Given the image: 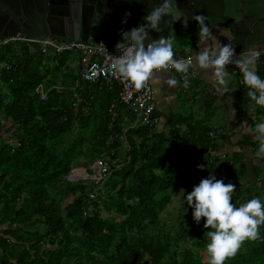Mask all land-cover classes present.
Here are the masks:
<instances>
[{
  "label": "trees",
  "instance_id": "obj_1",
  "mask_svg": "<svg viewBox=\"0 0 264 264\" xmlns=\"http://www.w3.org/2000/svg\"><path fill=\"white\" fill-rule=\"evenodd\" d=\"M31 50L20 43L0 49V264H207L210 229L193 219L186 200L193 187L214 175L236 186L237 207L264 202V157L254 137L232 143L206 121L177 113L165 118L166 131L143 121L136 127L119 86L82 81L67 53ZM260 63L264 79V57ZM6 122L10 137L1 133ZM223 142L240 149L234 159L227 160ZM109 158L112 172L98 186L68 180L75 165L91 169ZM176 195L186 213L171 229L163 215ZM226 264H264V226Z\"/></svg>",
  "mask_w": 264,
  "mask_h": 264
},
{
  "label": "clouds",
  "instance_id": "obj_2",
  "mask_svg": "<svg viewBox=\"0 0 264 264\" xmlns=\"http://www.w3.org/2000/svg\"><path fill=\"white\" fill-rule=\"evenodd\" d=\"M130 15L125 14L126 18ZM164 17H171L176 22L183 19L184 26L187 27L188 17L180 10L177 0H162L159 6L147 12L146 24L121 32L122 42L116 45V49H121L122 54L113 58L111 67L122 80L140 91L150 81L170 70L186 75L190 68L198 67L212 74L218 91L228 92V68L229 65H234L243 77L242 83L248 89L247 96L255 105L264 107V79L256 71L260 51L251 50L237 56L236 50L229 43H221L213 34L205 23L206 17L200 14L192 19L199 26L198 45L206 46L200 48L194 58L176 59L174 38L162 36L152 39L149 35L150 31H161L160 22ZM123 22L126 23L127 19ZM219 33L223 36L224 30L219 29ZM164 83L169 88H176L179 81L170 77L164 78ZM255 132V139L260 144L256 155L264 157V123L257 124ZM198 168L203 170L202 166ZM235 187L232 183L225 184L223 180L209 175L194 186L186 197L188 206L193 209L195 222L199 223L203 218L204 228L210 229L204 234L209 240L206 246L207 264H226L228 259L237 255L246 241L260 238V228L264 226V202L260 198H252L237 207L232 203Z\"/></svg>",
  "mask_w": 264,
  "mask_h": 264
},
{
  "label": "water",
  "instance_id": "obj_3",
  "mask_svg": "<svg viewBox=\"0 0 264 264\" xmlns=\"http://www.w3.org/2000/svg\"><path fill=\"white\" fill-rule=\"evenodd\" d=\"M161 2L162 0H0V35L13 36L23 28L18 27L13 20L9 21L8 9L12 10V14L19 15L23 7L32 20V27L41 32V28L46 30L54 27V19L63 17L61 11L69 8L70 14L63 21L64 33L68 34L67 41L107 39L116 46L122 42V31H130L138 25L146 24L147 12ZM177 3L188 17L187 27L184 26L183 19L176 22L171 17H164L160 22L161 31L149 32L152 39L166 36L172 23L194 30L199 26L192 17L202 14L206 17L205 21H215L212 23L213 27L222 26L240 48H264V0H177ZM35 6L46 12L48 19L43 25L38 23V16L34 14ZM126 13L131 15L126 18ZM125 19L126 23L123 22ZM29 29L24 27L21 33L29 37L48 36L47 32L33 33ZM74 175L75 173H71L68 180H86L89 176L87 173L82 178Z\"/></svg>",
  "mask_w": 264,
  "mask_h": 264
},
{
  "label": "built area",
  "instance_id": "obj_4",
  "mask_svg": "<svg viewBox=\"0 0 264 264\" xmlns=\"http://www.w3.org/2000/svg\"><path fill=\"white\" fill-rule=\"evenodd\" d=\"M25 44L29 48H37L36 50L44 55L50 54H62L68 52H76L80 57V79L89 83H97L99 81L105 82L109 87L119 86V101L127 105L133 113L137 116V122L143 121L149 123L152 126L159 123V117L156 115L157 104L154 98L152 81L148 83L145 89L137 91L127 81H124L120 76L114 72L111 65L114 57H118L122 54L121 49H116L107 39H90L87 42L83 41H62L50 36L29 37L23 33H18L13 36L0 35V49L12 44ZM235 50L236 55L241 53H247L253 49L247 50L240 48L233 40L229 43ZM256 51H260L261 55L259 60L264 57V48H258ZM186 58H178L184 60ZM194 63V60H193ZM176 72L175 70H171ZM228 71L234 75L240 85L245 86L242 83L243 77L239 70L234 65H229ZM177 73V72H176ZM193 67L189 72L185 74L178 73L181 87L183 92L189 93L191 90V78L193 76ZM62 92L63 88L58 87ZM37 93L42 101L47 100V91L44 88L39 87ZM82 101L79 94H74L75 106ZM115 105H112L111 112L115 115ZM221 133L220 131H218ZM213 136V135H212ZM225 158V155L222 156ZM110 159V158H109ZM109 159H100L95 163V173L93 179L95 183L101 184L106 176L112 172L114 162ZM83 173H81V176ZM85 175V174H84ZM83 175V176H84ZM88 176L85 178L87 179ZM84 180V179H83ZM101 186V185H100ZM97 194L91 193L90 197L95 198Z\"/></svg>",
  "mask_w": 264,
  "mask_h": 264
},
{
  "label": "crops",
  "instance_id": "obj_5",
  "mask_svg": "<svg viewBox=\"0 0 264 264\" xmlns=\"http://www.w3.org/2000/svg\"><path fill=\"white\" fill-rule=\"evenodd\" d=\"M209 21H205V23L209 26V28L212 30L213 34L221 41L223 44L230 43L232 40L231 36H228L229 34L226 33L224 28L220 25H215L214 27L209 25ZM219 29L224 30V35L221 36L219 33ZM198 30L199 27L194 30H188L184 28L181 25L172 23L170 26L168 33L165 34L168 37L174 38V52H175V58H186V57H195L196 52H199L200 48L205 47V44L198 45ZM211 43L210 41L208 42ZM31 51H35L37 48L33 47L30 48ZM194 60V59H193ZM261 60L258 59L256 64V71L258 73L260 66L262 65L260 63ZM80 64V61L77 62V66L74 69L76 74L80 76V72H78L76 69L78 68ZM195 64V60H194ZM193 76L191 78V90L192 88L197 85L200 89L203 90L202 95L207 98V100H216L214 104H217L218 108L220 109L219 112V118H224L226 123H230L231 129L235 126H238V129H233L232 133L225 132L222 129H218L221 133L224 134H230L232 143L239 142L243 135L249 136L251 138H255L257 133L253 131L254 127L252 128V122L249 121V119H246L243 117V115L251 116L255 119V116H257V113L259 112V109L257 108V105H255V102L252 101L247 96V87L242 86L237 81L236 77L229 72L230 77V83L228 85L229 91L228 92H221L217 90L216 82L214 77L210 72H206L205 70L199 69L198 67H193ZM175 77L179 83L176 88H169L164 83V78H170ZM152 86H153V92H154V98L157 104V111H158V117H159V123H158V130L163 131L165 130V118L169 115H172L173 113L181 114L174 112L173 108H178L177 102L181 97H179V94L182 95V87L181 82L178 76V73L174 71H169L167 74H162V76H158L157 78L152 80ZM190 90V91H191ZM199 92V91H197ZM259 107V106H258ZM165 108L168 109V114L165 116H162L161 110ZM179 110V109H178ZM200 120V119H199ZM11 123L6 122L5 127L2 130V136L4 137H10L11 132H8V129L11 127ZM162 127V129L160 128ZM251 130L254 132V134L251 133ZM166 131V130H165ZM8 132V133H7ZM234 139H236L234 141ZM224 143V142H223ZM226 143V142H225ZM227 147V144H223ZM231 146V145H230ZM247 154V153H246Z\"/></svg>",
  "mask_w": 264,
  "mask_h": 264
},
{
  "label": "rangeland",
  "instance_id": "obj_6",
  "mask_svg": "<svg viewBox=\"0 0 264 264\" xmlns=\"http://www.w3.org/2000/svg\"><path fill=\"white\" fill-rule=\"evenodd\" d=\"M68 56V65L70 69H75L77 66V62L79 61V54L76 52H69L67 53ZM77 86H81L80 84ZM193 90H191L189 93H184L182 92V95L179 94V97H181L179 99V101L177 102V106L178 108L175 111V108L171 109L174 112H178V113H183V115H185V117H190V116H195L196 120L200 119V120H204L207 123L204 124H208L209 127L214 128V129H222L225 132H229L232 133L233 129H238V126H235L231 129L230 127V123H226L224 118H219V112L220 109L218 108L217 104H214L216 102V100L214 99V101L212 100H207V98H205L202 95L203 90L200 89L199 87H197V85H195L193 88ZM199 91V92H197ZM258 109L261 108V106H257ZM179 109V110H178ZM168 109L163 108L161 110V115L165 116L168 114ZM180 111V112H179ZM169 115V114H168ZM135 118L132 121V124H136V127L139 126L141 123H137V116L134 115ZM244 118L249 119L250 122H252V125L256 126L259 123H264V115H260L255 116V119L251 116H246L243 115ZM190 125V123H187ZM160 128V127H159ZM184 129H186V125L183 126ZM162 129V127L160 128ZM253 131H255V128L253 129ZM230 137L232 135L227 134ZM255 135V134H254ZM236 139H234L235 141ZM224 144H227V147L225 145H222V147H220L221 149L224 150V153L227 154V160H231L235 158V153L240 150L238 148L237 145H232V147L230 146V144L227 142ZM245 148V147H244ZM246 150V159L247 161H250L253 154L251 152V149L249 148H245ZM234 153V154H233ZM224 160V159H223ZM97 162V161H96ZM95 162V163H96ZM95 163L91 166V169H83L82 167L78 166H74V171L72 173H76L77 171H81L83 170L84 173L89 174L88 178L85 181H88L89 183H94L96 186H98L99 184L92 182L95 181L93 179V175L95 173ZM79 167V168H77ZM79 169V170H78ZM108 177V175H107ZM106 177V178H107ZM78 178H82L81 174L78 175ZM108 179V178H107ZM249 179L251 181H254V178H251V176H249ZM73 182H79V180L77 181H73ZM80 182H84V181H80ZM102 187L100 186V189ZM93 193H97L96 190L93 191ZM183 196L181 195H176L173 198V203L170 205V207L168 208V210L164 213L163 215V219L166 223L171 224L170 228L173 229L175 227H177V219L179 218L180 215H184L186 213V211L183 210V205L181 204L180 200ZM104 217L110 218L111 216L114 217L115 219H117L118 221H120V217L114 215L111 212H107V211H103L102 212ZM184 219L187 220L186 216H184Z\"/></svg>",
  "mask_w": 264,
  "mask_h": 264
},
{
  "label": "flooded vegetation",
  "instance_id": "obj_7",
  "mask_svg": "<svg viewBox=\"0 0 264 264\" xmlns=\"http://www.w3.org/2000/svg\"><path fill=\"white\" fill-rule=\"evenodd\" d=\"M18 7L21 8V5H18ZM8 10H7V13L10 15L9 21H12V20L15 21V23H16V25L18 27L22 26L23 28L24 27L30 28L29 30L31 32H33V33H45V32H47L48 36L57 38V39L62 40V41H67L68 40V34H65L64 30H63V25H64L63 21L65 19H67V17L70 14V9L69 8H66L63 11H61V15L63 17H56L54 19V21H53L55 23L54 27L51 26L50 28H47L46 30L41 28V32H40V30L34 29L32 27V20L25 13L23 7L20 10L19 15H16L15 13L12 14L11 13L12 10H10V9H8ZM35 12H34V14H36V16H38V20H39L38 23L41 22L42 25H43L44 23L47 22L48 17L46 16V12L45 11H41V9L39 7L35 6ZM2 16H4V15H2ZM214 22L215 21H212V22L209 21L208 23H209V25L211 24V26H212V23H214ZM23 28L19 30V33L23 32Z\"/></svg>",
  "mask_w": 264,
  "mask_h": 264
},
{
  "label": "bare ground",
  "instance_id": "obj_8",
  "mask_svg": "<svg viewBox=\"0 0 264 264\" xmlns=\"http://www.w3.org/2000/svg\"><path fill=\"white\" fill-rule=\"evenodd\" d=\"M80 174H81L80 172H76L74 176H78V175H80ZM84 174H85V173H83V175H84Z\"/></svg>",
  "mask_w": 264,
  "mask_h": 264
}]
</instances>
